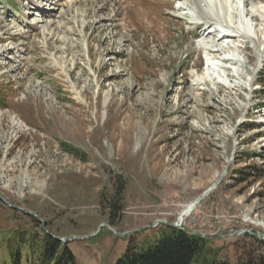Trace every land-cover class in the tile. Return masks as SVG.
<instances>
[{
	"label": "rangeland",
	"instance_id": "obj_1",
	"mask_svg": "<svg viewBox=\"0 0 264 264\" xmlns=\"http://www.w3.org/2000/svg\"><path fill=\"white\" fill-rule=\"evenodd\" d=\"M181 1L0 0V242L45 229L113 264L171 223L264 255V0H245L252 36L223 3L231 84L206 73L217 20Z\"/></svg>",
	"mask_w": 264,
	"mask_h": 264
},
{
	"label": "trees",
	"instance_id": "obj_2",
	"mask_svg": "<svg viewBox=\"0 0 264 264\" xmlns=\"http://www.w3.org/2000/svg\"><path fill=\"white\" fill-rule=\"evenodd\" d=\"M2 105L5 100L0 97ZM70 151L77 153L78 149L70 147ZM0 264H78V259L69 242L45 229L19 228L1 240ZM113 264H264V255L248 254L236 262L219 258L217 249L202 234L168 225L160 234L142 240L131 235L126 249Z\"/></svg>",
	"mask_w": 264,
	"mask_h": 264
},
{
	"label": "bare ground",
	"instance_id": "obj_3",
	"mask_svg": "<svg viewBox=\"0 0 264 264\" xmlns=\"http://www.w3.org/2000/svg\"><path fill=\"white\" fill-rule=\"evenodd\" d=\"M182 1H184V0H182ZM185 1H187V0H185ZM201 1L204 5V8H206L205 9L206 14L208 16H210L211 18L217 20L216 24L210 25L207 28V30H205L203 32L204 37H207V35L209 36L211 33L213 35H215L214 36L215 40L214 41L212 40L213 46L215 49H211L210 48L211 46H209L210 43L206 40L204 41V44H205L204 49H205V52L207 54V57H206V59H207L206 73L209 75L216 74L217 77L220 78V80L222 82L231 84V80L229 79V75H228V72H229L228 70L233 68L231 66V64H233V63L228 62V61H233L234 59H236L238 57V53L235 52L231 48L232 44L233 45L235 44V38L234 37H236L237 35L234 34L230 28L224 27V24L221 22V14H224V12H225L224 7H223V3L228 4V7L230 8L229 9L230 16L228 17V20H229L231 25L234 23V16H233V10H232L233 2H234L236 9L238 8L239 13H240V18L238 19L237 26L242 31H244V33L246 32L250 36H252L253 34H256V29L253 26L251 19L246 14H244L245 13L244 12L245 11V0H201ZM199 3H200V1H199ZM199 8L200 7L196 4L192 8L191 7H183V9H184L183 14L185 16L190 17L192 19H195V20H197V22H199L200 17H201L200 13H199V11H200ZM179 9H181V8H179ZM38 17H40V16H38ZM216 38H219V40L220 39H223V40L219 42L216 40ZM220 50H222V51H220ZM210 51H220L221 55L219 56V58H214V57L210 56ZM13 124L15 126H20L23 123H22V120L16 119L15 121H13ZM194 207H195V203H192V204L190 203V204L186 205L185 209L180 214L181 219L183 220L185 216L189 215L192 212V210H194Z\"/></svg>",
	"mask_w": 264,
	"mask_h": 264
},
{
	"label": "water",
	"instance_id": "obj_4",
	"mask_svg": "<svg viewBox=\"0 0 264 264\" xmlns=\"http://www.w3.org/2000/svg\"><path fill=\"white\" fill-rule=\"evenodd\" d=\"M0 198L1 199H4L2 196H0ZM6 202H7V200L6 199H4ZM11 205V204H10ZM169 225H172V226H175V227H179V225H177V224H169ZM110 228H112L111 226H109ZM195 232H197V231H195ZM125 233H122L121 235H124ZM57 239H60L61 241H63V242H67L68 240H71V239H68V238H61V237H57V236H55Z\"/></svg>",
	"mask_w": 264,
	"mask_h": 264
}]
</instances>
